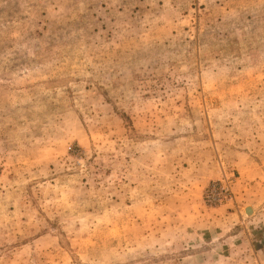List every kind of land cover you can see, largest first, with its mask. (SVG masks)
Here are the masks:
<instances>
[{"label": "rangeland", "instance_id": "1", "mask_svg": "<svg viewBox=\"0 0 264 264\" xmlns=\"http://www.w3.org/2000/svg\"><path fill=\"white\" fill-rule=\"evenodd\" d=\"M0 264H264V0H0Z\"/></svg>", "mask_w": 264, "mask_h": 264}, {"label": "crops", "instance_id": "2", "mask_svg": "<svg viewBox=\"0 0 264 264\" xmlns=\"http://www.w3.org/2000/svg\"><path fill=\"white\" fill-rule=\"evenodd\" d=\"M213 174L214 175L212 177L209 176V178H211V180L212 179L213 180L219 179L223 173H222V171H220V172H213ZM242 189H243L242 195H244L246 193V190H247L246 185H243ZM242 200H244V203L242 201H240V198L236 197L233 201L226 202V203L220 205L219 207H217V211H220V212H223V213H226L229 215H232L235 213L238 215L239 220L241 219L242 221L246 218L242 214L246 215L247 212L250 213L249 214L250 216L256 214V212H257L256 205L248 203V199L246 197H243ZM231 208L234 209V212L228 211Z\"/></svg>", "mask_w": 264, "mask_h": 264}, {"label": "built area", "instance_id": "3", "mask_svg": "<svg viewBox=\"0 0 264 264\" xmlns=\"http://www.w3.org/2000/svg\"><path fill=\"white\" fill-rule=\"evenodd\" d=\"M231 197V189L227 179L211 183L205 191V202L209 205H217Z\"/></svg>", "mask_w": 264, "mask_h": 264}]
</instances>
